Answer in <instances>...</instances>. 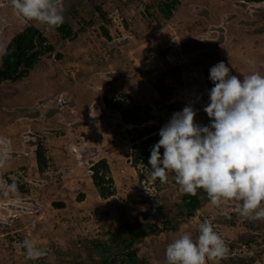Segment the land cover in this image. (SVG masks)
<instances>
[{"label": "rangeland", "instance_id": "1", "mask_svg": "<svg viewBox=\"0 0 264 264\" xmlns=\"http://www.w3.org/2000/svg\"><path fill=\"white\" fill-rule=\"evenodd\" d=\"M162 1L63 0L64 21L74 32L69 39L0 0V55L29 24L55 46L27 76L0 82V264H95L107 255H114L110 264H125L126 225L136 222L161 230L132 244L133 263L167 264L168 244L185 232L195 239L205 219L227 246L208 264H264V219L241 218L242 202L218 207L207 199L193 214L173 216L183 194L174 174L161 183L150 177L151 165L131 162L136 127L159 134L188 104L198 110L196 123L210 124L203 109L214 86L207 77L212 66L225 62L241 81L254 71L264 75V0H179L169 18ZM155 84L167 90L160 94ZM104 97L121 109L140 105L143 123H126ZM39 142L47 158L43 171ZM103 157L115 189L106 198L90 168ZM26 238L49 254L27 259Z\"/></svg>", "mask_w": 264, "mask_h": 264}, {"label": "clouds", "instance_id": "2", "mask_svg": "<svg viewBox=\"0 0 264 264\" xmlns=\"http://www.w3.org/2000/svg\"><path fill=\"white\" fill-rule=\"evenodd\" d=\"M11 5L17 16L29 21L52 27L64 22L63 0H11ZM209 78L214 86L203 110L210 124L196 123L198 110L192 104L174 112L151 148L150 177L166 183L172 173L181 192L195 195L203 189L212 205L236 200L242 202L241 218L264 219V75L254 71L243 74L241 81L221 61L211 67ZM3 163L0 160V166ZM15 187L13 183L12 190ZM198 231L195 239L185 232L168 244L167 264H208L227 253L211 220H203ZM23 248L29 260L49 254L27 238Z\"/></svg>", "mask_w": 264, "mask_h": 264}, {"label": "trees", "instance_id": "3", "mask_svg": "<svg viewBox=\"0 0 264 264\" xmlns=\"http://www.w3.org/2000/svg\"><path fill=\"white\" fill-rule=\"evenodd\" d=\"M247 1H257V0H247ZM179 0H164L161 4V11L167 17H171L173 10ZM96 9H101L100 6L95 5ZM59 33H61L62 38L71 39L74 36V32L67 23L64 21L62 25L54 27ZM105 34L107 30L104 29ZM55 49V46L48 41V37L41 31L39 26L36 24H29L25 26L21 31L14 34L6 47L0 55V82L3 80L16 81L27 76L29 71L35 66L39 61L40 57L45 53H51ZM210 75L208 74L207 77ZM156 91L160 94L164 93L167 88L163 85L155 84ZM105 103L112 109H121L118 100H110L108 97H104ZM141 106L133 105L131 107H126L121 109V115L126 123L141 124L144 121L141 115ZM137 138L132 139V164L138 167L139 163L143 165H150L148 163L151 148L160 139L159 134H152L153 130L144 127H136ZM145 136H147L145 138ZM141 139L140 142H137ZM162 151V148L161 150ZM36 162L40 171L46 166L47 158L45 155V149L42 143H38L36 147ZM92 170V181L98 190L99 195L102 198H106L114 193V182L110 174V167L106 158H100L93 162L90 166ZM140 172V176L143 177L144 174ZM83 194L79 195V200H81ZM182 208L173 213V216L191 215L194 211L199 208L204 200L209 199L206 192L201 189L197 191L195 195L183 193L181 196ZM58 206H64L63 202L55 203ZM166 221L168 219H165ZM166 223V222H165ZM170 226H174L170 221H167ZM166 223V224H167ZM128 240L124 239L121 250H126V256L128 261L125 264H135L136 262V252L132 248L134 242H139L143 240L146 236L151 234H156L160 232V228L154 223H132L126 225ZM122 252V251H121ZM114 262V255L104 256L101 260L97 261L95 264H110Z\"/></svg>", "mask_w": 264, "mask_h": 264}]
</instances>
